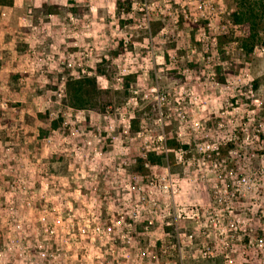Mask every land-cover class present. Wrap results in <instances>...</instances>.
Wrapping results in <instances>:
<instances>
[{"label": "rangeland", "instance_id": "1", "mask_svg": "<svg viewBox=\"0 0 264 264\" xmlns=\"http://www.w3.org/2000/svg\"><path fill=\"white\" fill-rule=\"evenodd\" d=\"M250 2L252 51L234 0L0 5V264H264V0ZM84 77L114 104L70 108L66 82ZM149 151L166 159L141 176Z\"/></svg>", "mask_w": 264, "mask_h": 264}, {"label": "trees", "instance_id": "2", "mask_svg": "<svg viewBox=\"0 0 264 264\" xmlns=\"http://www.w3.org/2000/svg\"><path fill=\"white\" fill-rule=\"evenodd\" d=\"M239 6L238 10L232 14V21L236 25H244L247 28V31L243 38V46L248 49V51H252L256 40L258 39L259 33L257 30V20L259 19L256 14L255 9L251 6L250 0H234ZM13 0H0V5L9 6L11 5ZM48 14L53 12L52 8H47L46 11ZM74 12V11H73ZM162 26L159 25L155 29V33L160 30ZM251 42V46H248V43ZM99 72L102 71V66L100 65ZM103 74V73H101ZM18 76V75H17ZM133 79V76L128 75L123 78L125 88L130 87V83ZM110 91L100 90L96 85V79H90L84 77L82 79H74L70 78L66 82V96L64 98V102L73 109H88L90 108H103L106 110L109 106L114 104L115 95L120 94L119 91L112 93ZM157 115H158V111ZM156 115V116H157ZM62 122V119H58L57 121H53L51 126L53 129L57 128L59 124ZM139 119H134L131 122V130L133 134L135 130L139 126ZM167 147L169 148L172 155L177 153L179 149L187 150L189 148L188 145H181L176 139H168ZM220 150L222 147H218V150L215 153H221ZM223 154H226L224 151ZM166 159L165 153H157L156 151H149L145 153L144 156L139 157L136 160L135 164V172L141 176L145 175L147 168L149 166H157L162 165L163 161ZM148 165V167H147Z\"/></svg>", "mask_w": 264, "mask_h": 264}, {"label": "built area", "instance_id": "3", "mask_svg": "<svg viewBox=\"0 0 264 264\" xmlns=\"http://www.w3.org/2000/svg\"><path fill=\"white\" fill-rule=\"evenodd\" d=\"M217 150H218V147H216V151H217ZM182 151H183V150L180 149V150L177 152V154H179V158H180V159H182V154H183ZM147 167H148V165H147Z\"/></svg>", "mask_w": 264, "mask_h": 264}]
</instances>
